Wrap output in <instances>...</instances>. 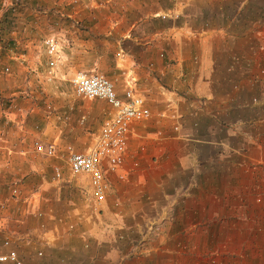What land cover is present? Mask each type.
Listing matches in <instances>:
<instances>
[{"label":"crops","instance_id":"1","mask_svg":"<svg viewBox=\"0 0 264 264\" xmlns=\"http://www.w3.org/2000/svg\"><path fill=\"white\" fill-rule=\"evenodd\" d=\"M25 1L31 28L0 59L13 69L0 75L8 247L26 264H264V7L250 19L245 0L231 15L194 0ZM43 34L61 48L49 78ZM76 71L100 72L118 97L130 85L150 113L130 124L99 204L65 163L52 178L61 157L32 151L34 141L85 150L95 134L84 122L111 111L60 97L52 85Z\"/></svg>","mask_w":264,"mask_h":264},{"label":"built area","instance_id":"2","mask_svg":"<svg viewBox=\"0 0 264 264\" xmlns=\"http://www.w3.org/2000/svg\"><path fill=\"white\" fill-rule=\"evenodd\" d=\"M161 19L166 14H159ZM177 14H175V17ZM42 48L50 63L58 59V43L49 36L42 38ZM7 67L3 71H7ZM72 93L75 96L86 99L103 100L111 111L105 115L98 126L96 134L92 137L90 146L79 151L70 144L59 146L57 141L43 143L34 141L32 150L38 155L47 158L61 157L72 175L85 176L89 186V192L93 201L97 204L105 200L109 191V180L106 172H116L125 161L126 136L132 122L142 121L149 117V110L143 104V98L137 94L130 85H127L120 97L112 88V83L100 72L76 71L69 77ZM84 122L83 117L78 120L79 125ZM61 177V167L52 166V178L58 180ZM122 179V174H117ZM12 196L17 195L16 185L9 189ZM39 216V214H35ZM8 237L3 239L2 245L7 247L0 251V264H26L20 258L10 244ZM41 254L38 253V256Z\"/></svg>","mask_w":264,"mask_h":264},{"label":"rangeland","instance_id":"3","mask_svg":"<svg viewBox=\"0 0 264 264\" xmlns=\"http://www.w3.org/2000/svg\"><path fill=\"white\" fill-rule=\"evenodd\" d=\"M110 1H112V0H109L108 3H110ZM239 1L240 0H230V1H227V0L226 1H223V0H196L195 1L194 0V3H192V6L198 7L199 10H201V12L203 14H207L206 11H208L210 14H212L214 11H216L218 9V10H221V11L227 10V12L231 15L232 12H233V8L235 7V5L238 4ZM245 1L247 2V3L246 2L245 3L248 5L247 6L248 7V10H247V15L246 16L248 18H250V19H254V17H258V12L260 11V9H262L264 7V0H245ZM190 4L187 6V8L192 7ZM188 12H189V9H188ZM44 36H49L52 39H54V38H53L52 35H49V34H43L42 37H39L38 38V45L40 46L39 48L41 49V52H43V54L45 55V53L43 51V48H42V38ZM37 52H39V50ZM60 52H61V48H60V46L58 44V56L59 57H60ZM5 57H7V56L0 57V59L1 58H5ZM59 57H58V59H59ZM45 59H46V67L45 68H48L49 67L48 68L49 72L46 73V75L49 78V77H52L53 76V70H54V67H55V63H56V61L58 59L56 61H54L53 63H50V59H48L46 57V55H45ZM4 67H7L8 68L7 71H3V68ZM12 70L10 69L9 66H7L5 64H0V75H5V74H8L9 75ZM59 80H61V81L58 84H55L54 83L52 86L58 88V90H61L62 95H60V97L62 96V98H69L71 100L73 99L74 101H76V99L79 98L81 100V104L84 103L87 106H96L94 104V102L95 101H98V100L81 98V97L75 96L72 93V90H71V87H70L71 85L69 83V78L68 77L67 78H63V79H59ZM44 82H45V84H47L49 81L48 80H44ZM47 86L49 87L50 85H47ZM99 123H100V120L99 119L94 120L92 123H89V121L88 122L85 121L84 122V127L87 126L88 127L87 128L88 129V132H90L92 134H96ZM42 157H44V156H42ZM44 158H45L46 161H48L49 159H51V158H47V157H44ZM53 160L56 161V163H55L56 165H60L61 163H64L62 160L59 161V159H57V160L56 159H53ZM134 166H136V165H134ZM77 180H78L79 184H84L83 177L81 178L80 176H77ZM27 195H28V193H24V196H27ZM17 196H18V194H17ZM17 196H12L9 193V197L14 198V197H17ZM35 213H37V211ZM11 220H14V219L11 218ZM9 232L10 231L6 230V235H10ZM3 236H4V234H3ZM2 238L3 237L0 236V242L1 243L3 242V239ZM262 245H263V252L260 255H257L256 258L258 259V258L261 257L262 262L264 263V239H263Z\"/></svg>","mask_w":264,"mask_h":264},{"label":"trees","instance_id":"4","mask_svg":"<svg viewBox=\"0 0 264 264\" xmlns=\"http://www.w3.org/2000/svg\"><path fill=\"white\" fill-rule=\"evenodd\" d=\"M27 4L25 0H10L0 6V57L16 54L18 32L31 28L33 15L25 13Z\"/></svg>","mask_w":264,"mask_h":264}]
</instances>
